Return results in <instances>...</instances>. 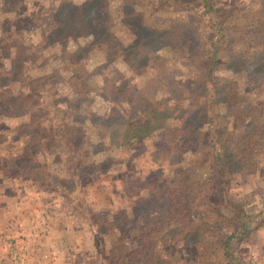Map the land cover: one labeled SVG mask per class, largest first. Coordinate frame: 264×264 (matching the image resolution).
Segmentation results:
<instances>
[{
  "label": "rangeland",
  "instance_id": "374dc122",
  "mask_svg": "<svg viewBox=\"0 0 264 264\" xmlns=\"http://www.w3.org/2000/svg\"><path fill=\"white\" fill-rule=\"evenodd\" d=\"M92 2L103 16L91 0H0V258L15 261L19 222L39 219L32 239L67 241L89 264H113L112 254L134 244L115 232L123 222L106 231L100 218L131 215L144 179L173 186L176 167L193 165L208 198L193 219L211 215L209 228L228 235L246 225L231 243L243 264H264V152L245 165L222 152L246 125L263 133L264 0ZM232 83L240 98L228 109ZM146 102L151 114L134 110ZM177 102L194 116L206 110L196 135L164 133L179 125L168 109ZM215 149L213 160H190ZM239 204L248 216L236 225ZM55 218L67 233L51 229ZM167 235L155 244L163 256ZM192 243L169 251L171 264H211L212 249H225L215 240L208 251Z\"/></svg>",
  "mask_w": 264,
  "mask_h": 264
},
{
  "label": "trees",
  "instance_id": "16d2710c",
  "mask_svg": "<svg viewBox=\"0 0 264 264\" xmlns=\"http://www.w3.org/2000/svg\"><path fill=\"white\" fill-rule=\"evenodd\" d=\"M92 1L93 0H91L92 7L89 9L91 11L93 10L95 14L99 12V16H103L104 8L96 5V3ZM94 13H88L90 14L88 19L92 20V23L96 26L98 17H96ZM140 16L142 15L139 14V19ZM253 19L259 20V14H254ZM97 25L99 26V24ZM259 28L263 30L264 25L262 24V28L260 26ZM158 32L161 34L163 31L159 30ZM220 42L221 40L218 41V43ZM231 44L232 42L228 44L229 47ZM217 60L216 57L212 59V61L215 62ZM206 68L210 69L208 65H206ZM204 72L206 77L211 78L213 69L211 68V70ZM231 86L232 88L230 89L229 87L225 92L227 98L226 107L228 109L236 107L240 98V93L235 89L236 84L232 83ZM147 105L148 102L143 105L141 104V106L135 105L134 110L148 114L150 109ZM168 109H171L173 113L178 112L179 115L176 118H178L177 121L179 125L175 124V127L168 126L164 131L166 135L181 137V135L187 132L190 136H194L197 132L202 130L201 126H199V118H201L200 116L204 118L203 115H207L206 110L202 107L196 109L195 113L197 115L195 114V116L194 114L186 112L187 110L182 108L178 102L171 107L169 106ZM144 125H146V123H144ZM244 130V134L236 138V143H231L230 147L229 143L226 142L222 150L225 154L230 155V159L233 160V162H238L239 164L243 163V165L250 162V157L255 158V156L261 155L264 152V127L261 135L254 134L253 130L255 131V127L252 124L249 126L246 125ZM223 134L224 133L220 130L218 135L221 137ZM140 139H144V137ZM234 144L235 148L233 149L232 147ZM191 154L192 158L190 160L193 159V161L197 162L194 163V165H200L199 161L202 158L204 163L213 160V156L217 155V150L215 149L214 152L209 150L206 153L194 151ZM192 162L189 164H192ZM194 168L196 167L193 165L189 167L186 165H178L175 171L177 181L173 186L166 180H164V184L162 185V183L155 178L144 179L141 182V190L142 192L147 190V192L145 191V194L142 192L138 194V198L134 201L131 208V215L127 214L125 210H121L115 215V220L111 223L106 221L107 217L105 216L100 218L99 221L101 224L109 226L106 228V231L112 229L116 230L118 224L123 222L126 228L122 232L118 230L115 232L122 235L125 240L128 239L131 241V244H134L133 247L131 245L120 247V254H115V256L112 254L113 264H129L133 261L136 264H171L170 257L173 258L174 255L172 254L169 256V251L172 250V253L178 252L179 242H193V245L201 246L204 251H208L214 243V240L216 243L221 242V244L225 246V249L220 253L218 249H212L210 252L212 262L216 260V262H213L214 264H243L242 256L238 254L239 252L237 253L238 248L231 242L235 240V238H237L236 236L240 233L241 235H244L245 232L247 233V228H245L246 225L242 224L243 231H233V233L228 235L226 233H218L216 230L209 228L210 225H207L208 222L216 220L215 217L211 218V215L207 217L204 216L201 221H195L196 219H193L192 211L198 204L208 200L207 196H204V187H207L205 186L206 182L200 184L196 180ZM163 175L164 174L160 177ZM166 202H168L169 207L166 206ZM239 205L242 207L240 211L237 213H234L236 211H232L233 214H236V219L231 222L235 224L241 223L242 217L248 216V212L245 210L244 205ZM212 212H214V210H212ZM179 225L184 227L182 233H177L174 230L175 227ZM208 229L213 230L210 232L213 234L212 236L209 235L210 239L205 237V232L208 231ZM154 232L157 233L156 236ZM166 235L170 240L168 241L170 250H168L166 256H163L159 247L157 245L155 246V244L157 239H163L162 242H164ZM217 259L220 261L218 262Z\"/></svg>",
  "mask_w": 264,
  "mask_h": 264
},
{
  "label": "crops",
  "instance_id": "0c3cea01",
  "mask_svg": "<svg viewBox=\"0 0 264 264\" xmlns=\"http://www.w3.org/2000/svg\"><path fill=\"white\" fill-rule=\"evenodd\" d=\"M53 217L52 220H54ZM37 220L39 219H28L24 222H19V227H17L18 241L15 244L16 250L13 257L15 261L1 257L0 264H89L88 254L81 253V251L76 249L77 246L71 247L67 244V241L63 243L61 240L52 239V237L42 241L43 239L41 238L35 240V238L29 237L31 232H34L35 228L38 227L37 225L40 224V221L37 222ZM62 223H65V225H62ZM67 226L63 218H55L51 229H59L67 233L65 231ZM74 253H81L80 259H74L76 257Z\"/></svg>",
  "mask_w": 264,
  "mask_h": 264
}]
</instances>
